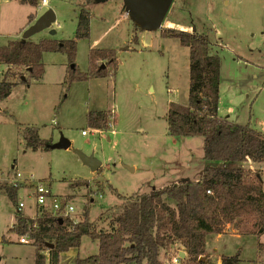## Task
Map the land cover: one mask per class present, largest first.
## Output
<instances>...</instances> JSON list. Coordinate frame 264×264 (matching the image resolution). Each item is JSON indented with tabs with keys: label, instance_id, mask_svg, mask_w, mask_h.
I'll list each match as a JSON object with an SVG mask.
<instances>
[{
	"label": "rangeland",
	"instance_id": "obj_1",
	"mask_svg": "<svg viewBox=\"0 0 264 264\" xmlns=\"http://www.w3.org/2000/svg\"><path fill=\"white\" fill-rule=\"evenodd\" d=\"M40 2L0 0V46L23 41L25 30L49 9L54 10L56 22L30 41H66L59 49L41 53L44 69L38 75L25 68H19L15 78L12 73L11 94L0 100V177L22 174L17 202L8 197L6 189H0V264H34L32 240L20 244L21 236L11 229L18 214L31 219L41 216L35 194L40 182L50 186L54 198L71 202L79 221L88 208L91 221L100 217L95 227L109 229L108 221L121 211L124 197L197 181L210 164L204 159L203 136L168 133L169 105L186 107L189 103L188 47L178 38L163 36L161 30L136 29L124 15L123 0H48V6L39 9ZM83 7L91 13V33L89 38L77 40L72 63L69 45L75 39ZM163 25L209 33L212 52L221 60L218 114L240 125L250 124L264 134V0H174ZM93 49L115 50L116 72L105 66L107 60H100L97 68L107 67L104 76L74 80L89 71ZM7 70L8 66L0 64V79ZM109 110L113 112L110 125L92 130L89 112ZM27 127L38 128L40 137L52 143L69 140L72 148H27ZM75 149L93 154L102 167L92 172ZM233 164L258 170L264 180V162ZM22 201L26 205L19 211ZM49 207L54 211L52 201ZM231 225L224 227V249L230 246L234 251L240 243L243 262L258 264L264 258V252H258L264 233L244 236L250 226L237 229ZM234 234H241V240L229 241ZM208 245L213 247L212 238ZM77 249L72 263L78 257L97 254L99 241L83 236ZM224 249L207 251L206 257L212 264H222V256L228 252ZM70 252L63 253L64 264L73 256ZM160 257L165 264H191L186 251L177 245L168 252L163 249Z\"/></svg>",
	"mask_w": 264,
	"mask_h": 264
},
{
	"label": "trees",
	"instance_id": "obj_2",
	"mask_svg": "<svg viewBox=\"0 0 264 264\" xmlns=\"http://www.w3.org/2000/svg\"><path fill=\"white\" fill-rule=\"evenodd\" d=\"M21 1L38 4V0ZM91 1L87 0V3ZM90 16L86 7L81 8L75 39L69 45L72 63L77 40L90 37ZM162 35L178 38L190 52L189 103L186 107L176 103L169 105L168 133L172 136H203L204 159L210 164L205 166L197 181L172 183L124 197L121 211L108 221L109 229L95 227L100 217L91 221L88 208L84 219L77 223L70 219L60 223L48 212L36 219L18 214L11 231L20 236L30 235L35 247L34 264H60V255L71 248H79L83 236L98 240L99 251L85 258L78 257L75 264H165L160 257L161 251L168 252L173 245L186 251V260L191 264H205L199 259L208 257L207 236L223 234L225 226L234 224L237 229L250 226L251 230L246 229L244 236L264 233V180L258 170L233 164L263 163L264 134L250 124L240 125L218 114L221 60L212 52L214 44L209 33L167 27L162 30ZM65 42L44 39L32 43L27 39L0 46V64L8 66L0 79V100L11 94L14 82L9 76L12 73L15 78L17 70L25 68L38 75L44 69L41 53L59 49ZM90 59L89 71L76 75L74 80L104 76L107 67L97 68L100 60H107L105 66H110L111 72H116L119 64L113 49H93ZM13 68L15 72H12ZM112 119L110 110L88 114V123L94 130L107 128ZM24 138L26 147L34 151L49 149L52 144L51 140L40 137L36 127H27ZM0 189H6L8 197L17 202L19 187L1 186ZM168 200H173L174 204ZM66 202L64 200V204ZM46 250L49 260L43 254ZM258 252H264V243L258 244ZM222 264H245L241 250L223 255Z\"/></svg>",
	"mask_w": 264,
	"mask_h": 264
},
{
	"label": "water",
	"instance_id": "obj_3",
	"mask_svg": "<svg viewBox=\"0 0 264 264\" xmlns=\"http://www.w3.org/2000/svg\"><path fill=\"white\" fill-rule=\"evenodd\" d=\"M108 1V0H100ZM174 0H123V7L125 12L132 19L133 23L142 31H157L162 29L165 17ZM56 22V14L53 9L47 10L41 15L32 25H30L22 35L23 41L30 39L34 34L44 29L52 27ZM196 29L194 28L193 31ZM51 33H55L52 29ZM25 79V77H23ZM50 148H72L69 140L62 139L58 143H52ZM83 160V162L90 167L92 172H97L102 167V162L93 154L87 155L82 151L74 150ZM60 223H63V218H60ZM183 253H181L182 255ZM185 254V253H184ZM183 254V255H184ZM200 262L205 264H212L207 257L201 256Z\"/></svg>",
	"mask_w": 264,
	"mask_h": 264
},
{
	"label": "built area",
	"instance_id": "obj_4",
	"mask_svg": "<svg viewBox=\"0 0 264 264\" xmlns=\"http://www.w3.org/2000/svg\"><path fill=\"white\" fill-rule=\"evenodd\" d=\"M48 4H49L48 0H41L39 9L41 7L48 6ZM124 15L126 18H129V15L126 12ZM82 134L87 135V132L83 131ZM21 181H22V174L20 173H16L13 178L2 179L0 177V187L1 186L19 187ZM35 194H36V200H37L36 204L38 205V210L40 212L42 213L48 212L55 219L63 218V220L70 219L74 223L79 222V219L75 215L74 205L71 202L69 203L68 201L64 204V201L62 200L59 201L57 198H54L53 192L49 185H46L43 182H40L38 186L35 188ZM50 201H52L53 209L55 212L49 207ZM25 205L26 203L24 201L19 202L18 209L22 210L25 207ZM30 241H31V238L29 234H24L23 236L20 237L21 243H29ZM43 254L49 260V251L48 250L43 251ZM261 258L260 260L262 261V264H264V258L263 257ZM260 260L258 264H260Z\"/></svg>",
	"mask_w": 264,
	"mask_h": 264
},
{
	"label": "crops",
	"instance_id": "obj_5",
	"mask_svg": "<svg viewBox=\"0 0 264 264\" xmlns=\"http://www.w3.org/2000/svg\"><path fill=\"white\" fill-rule=\"evenodd\" d=\"M37 18V17H36ZM36 18H35V20H36ZM29 25H26L24 28H23V30L26 28V27H28ZM166 26L165 25H163V27H162V29H160L161 31L163 30V28H165ZM198 32H200V33H202V32H205V30L204 29H201V30H197ZM221 85H222V72H221ZM221 91V90H220ZM19 210V209H18ZM19 211H21V210H19ZM231 226L232 225H228V227L229 228H231ZM234 229V228H233ZM235 230V229H234ZM222 236H223V234H217V235H209V236H207V251L208 252H211V250H213L214 252H216V251H218V250H220L221 248H222V250L224 249V241H223V238H222ZM231 237H233V238H230V240L229 241H231V242H233L234 240H235V242H237L238 240H241V238H242V236H241V234L240 235H238V234H234V235H232ZM209 238H212V241L214 242V245H213V247H208L209 245H208V242H209ZM20 244H27V243H21V242H19ZM236 245V247H235V250L233 251L231 248L232 247H230L229 246V249L227 250V249H224V250H226V251H228L227 252V254L228 255H232V254H235L238 250H243V246L242 245H240V243H239V245L238 244H235ZM222 246V247H221ZM70 250H71V252H70ZM69 250V252L70 253H72V257L71 258H68V264H75V262H76V260H77V258L75 259V261H74V263H72L73 262V258H74V256L76 255V253H77V248H71ZM68 252V251H67ZM230 252H234V253H230ZM64 253H66V252H64ZM182 253V252H181ZM64 254L62 253L61 255H60V264H64V262H63V260H62V256H63ZM186 255V254H185ZM70 260H71V262H70ZM34 263H35V259H34Z\"/></svg>",
	"mask_w": 264,
	"mask_h": 264
}]
</instances>
